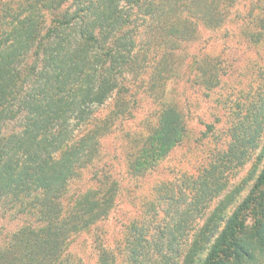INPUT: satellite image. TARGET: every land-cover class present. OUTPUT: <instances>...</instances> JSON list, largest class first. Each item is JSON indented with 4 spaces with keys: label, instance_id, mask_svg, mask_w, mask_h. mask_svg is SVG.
Listing matches in <instances>:
<instances>
[{
    "label": "trees",
    "instance_id": "trees-1",
    "mask_svg": "<svg viewBox=\"0 0 264 264\" xmlns=\"http://www.w3.org/2000/svg\"><path fill=\"white\" fill-rule=\"evenodd\" d=\"M224 10L217 0H0V200L31 196L46 221L39 229L18 230L0 250V264H79L64 253L66 245L105 217L118 194L112 182L83 194L72 208L65 204L77 165L96 154L111 122L110 116L100 117V109L128 91L129 74L149 73L153 87L166 80L173 67L168 58L195 39L200 23L221 25ZM262 12L258 39L264 33ZM141 15L148 36L137 43L131 26ZM216 69L200 65V83L216 86ZM261 99L254 121L238 114L227 148L190 191L158 186L165 215L131 223L130 264H264ZM19 113V128L6 135V122ZM185 132L182 113L167 105L158 126L129 155L130 168L138 173L154 168ZM259 147L262 168L230 212L242 186L223 196L228 173L246 165ZM112 257L103 250L101 264H114Z\"/></svg>",
    "mask_w": 264,
    "mask_h": 264
},
{
    "label": "rangeland",
    "instance_id": "rangeland-1",
    "mask_svg": "<svg viewBox=\"0 0 264 264\" xmlns=\"http://www.w3.org/2000/svg\"><path fill=\"white\" fill-rule=\"evenodd\" d=\"M3 2L10 4L12 0ZM217 3L226 5L225 21L217 26L200 23L195 39L182 44L168 58L173 67L165 73L166 80L153 87L155 81L149 73L129 74L125 78L128 91L120 98L112 97L100 109V117L110 116L111 122L101 133L93 159L77 165L68 184L65 204L72 208L83 194L106 188L112 182L117 184L118 194L105 217L89 231L70 238L64 253L74 263L101 264V252L106 250L113 256L114 264H130L126 240L131 223L156 216L158 221L165 215L163 209L167 205L161 200L158 186L168 183L177 190L182 186L190 191L194 180L227 148L230 128L238 114L253 121L259 115L264 97V33L261 39L257 38L262 0H217ZM143 18L139 16L131 26L137 43L148 36ZM206 62L217 65L215 71L220 82L216 86L200 83L198 70ZM167 105H175L182 113L184 137L154 168L146 173L135 172L130 168L129 155L158 126ZM22 118L23 113H19L8 120L4 133L18 129ZM260 148L246 165L228 173L229 184L223 196L242 186L230 212L247 196L262 168L257 158ZM217 202H212L209 210ZM45 224L31 196L0 200V250L21 228L39 229Z\"/></svg>",
    "mask_w": 264,
    "mask_h": 264
}]
</instances>
